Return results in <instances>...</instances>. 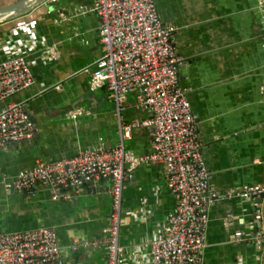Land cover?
Returning <instances> with one entry per match:
<instances>
[{
	"label": "crops",
	"instance_id": "0c3cea01",
	"mask_svg": "<svg viewBox=\"0 0 264 264\" xmlns=\"http://www.w3.org/2000/svg\"><path fill=\"white\" fill-rule=\"evenodd\" d=\"M94 1L60 0L54 9L42 6L28 17L0 25V63L20 24H33L41 40L37 48L19 51L30 60L35 83L0 104V110L11 103L24 104L37 126L32 141L0 150V235L51 227L58 236L62 264L106 260L110 182L64 190L55 201L42 184L33 195L8 193L4 179L16 180L37 160L69 159L85 148L120 141L114 98L106 88L92 89L90 76L83 72L93 70L103 53ZM157 8L163 22L178 28L174 41L183 59L180 84L196 117L211 186L220 194L210 210L202 264H264L255 246L233 242L241 229L239 222H251L256 209L261 211L256 231L264 235V195L257 207L241 197H226L232 189H264V0H157ZM47 46L58 52L49 63L42 62ZM141 101L137 93L128 96L120 114L123 123L152 116ZM77 110L82 114L72 118L70 113ZM151 141L149 130L136 127L125 148L141 155L151 151ZM126 171L122 264H152L140 252H149L153 240L165 232L177 199L168 189L163 166H126ZM230 216L233 223L226 224ZM76 240H98L101 245L71 252Z\"/></svg>",
	"mask_w": 264,
	"mask_h": 264
},
{
	"label": "built area",
	"instance_id": "2783aa9c",
	"mask_svg": "<svg viewBox=\"0 0 264 264\" xmlns=\"http://www.w3.org/2000/svg\"><path fill=\"white\" fill-rule=\"evenodd\" d=\"M93 11L100 20L99 35L103 53L90 76L92 89L106 88L119 112L120 141L113 146L100 143L81 150L69 159L37 160L34 167L10 182L4 179L8 193L33 195L38 184L50 189L58 201L64 190H80L103 181L111 184L112 212L103 264H122L125 249L120 244L123 190L129 174L126 166L142 164L163 166L170 193L177 199L175 211L168 217L165 232L150 244L148 256L152 264H202L206 248L210 210L220 194L211 186V172L206 164L196 117L188 92L180 84L179 67L183 62L174 35L178 28L161 19L157 0H95ZM31 23H22L17 34L6 43V57L0 63V104L30 88L34 74L28 57L19 52L23 47L41 44ZM58 57L54 46L45 48L42 62ZM57 86L56 89H60ZM139 94L141 107L152 116L125 124L120 116L124 102L131 94ZM82 110L70 113L72 118ZM142 127L152 135L151 151L133 155L125 148L132 130ZM37 126L24 104L11 103L0 110V150L15 143L34 139ZM264 195L261 187L232 189L227 198L241 197L256 207ZM261 211H255L251 222L241 220V229L233 242L245 241L261 251L264 257V235L256 231ZM230 216L226 224H232ZM258 230V229H257ZM100 241L76 240L71 252L91 250ZM0 264H62L61 247L51 227L0 235Z\"/></svg>",
	"mask_w": 264,
	"mask_h": 264
},
{
	"label": "water",
	"instance_id": "95a60500",
	"mask_svg": "<svg viewBox=\"0 0 264 264\" xmlns=\"http://www.w3.org/2000/svg\"><path fill=\"white\" fill-rule=\"evenodd\" d=\"M60 0H5L0 1V25L30 16L42 6L54 9ZM53 11V10H52Z\"/></svg>",
	"mask_w": 264,
	"mask_h": 264
}]
</instances>
